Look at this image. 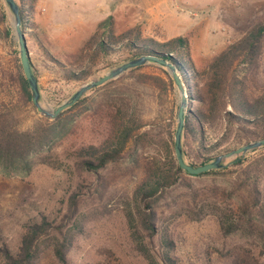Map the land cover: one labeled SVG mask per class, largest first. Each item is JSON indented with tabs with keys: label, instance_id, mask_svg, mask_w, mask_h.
Instances as JSON below:
<instances>
[{
	"label": "rangeland",
	"instance_id": "1",
	"mask_svg": "<svg viewBox=\"0 0 264 264\" xmlns=\"http://www.w3.org/2000/svg\"><path fill=\"white\" fill-rule=\"evenodd\" d=\"M0 7L10 32V40L0 38V107L13 109L18 128L26 130L48 118L18 91L15 70L20 60L12 16L3 0ZM107 18L115 35L133 29L142 39L158 42L184 37L193 68L201 72L213 56L264 19V0H35L24 35L42 107L54 109L82 85L125 63L126 51H113L107 57H91V50L81 51L98 23ZM149 64L140 72L160 74ZM79 70L88 77H69ZM136 74L127 71L107 90L91 89L81 98L89 103L108 91H126L142 117L143 130L156 131L166 124L176 127L179 92L174 83L172 91L159 97L149 84H138ZM104 120L96 112H85L63 140L36 157L28 175L0 176V247L5 244L16 249L23 224L43 214L69 230L68 264H147L146 253L137 249L148 238L140 225L141 206L133 190L146 169L168 162V153L148 138L133 165L109 164L96 175L80 169L74 152L102 140ZM218 131L219 126L207 129L206 146L214 142L213 133ZM189 145L187 141L185 150L194 156L195 148ZM238 146L229 143L208 156L214 159ZM231 160H223V166ZM197 176L182 175L179 184L154 205L159 220L152 243H147L148 253L158 256L167 250L176 264H231L234 260L264 264V249L252 236L241 230L224 233L221 228V222L227 226L236 218L235 201L230 196L233 178ZM73 192H77L78 201L70 217L69 196ZM49 244L41 243L43 251L36 264H59Z\"/></svg>",
	"mask_w": 264,
	"mask_h": 264
},
{
	"label": "trees",
	"instance_id": "2",
	"mask_svg": "<svg viewBox=\"0 0 264 264\" xmlns=\"http://www.w3.org/2000/svg\"><path fill=\"white\" fill-rule=\"evenodd\" d=\"M16 2V1H15ZM35 0H18L21 28L25 34L27 14L31 12ZM5 14L0 7V38L8 41L10 32L4 26ZM92 51L91 57L109 56L113 51H126L128 56L122 62L141 55H152L176 66L188 90V107L181 135L182 157L192 166L210 163L208 154L223 148L229 143L242 145L264 139V19L253 24L238 40L213 56L201 72L193 68L189 58L188 42L184 37H174L164 42L142 39L133 29L115 35L110 26V18L98 23L96 30L85 42L83 51ZM118 64V63H117ZM115 64V65H117ZM160 74L140 72L147 65L128 70L135 75L138 84H149L157 96L173 89V81L166 70L149 64ZM70 78L84 80L88 73L83 70L71 72ZM118 80V79H117ZM117 80H110L91 92L107 90ZM15 82L21 97L31 104L30 92L20 65L16 66ZM99 100L85 102L80 98L74 105L60 112L54 119L34 123L26 130L18 128L13 109L0 107V176L13 178L28 175L35 159L47 153L51 147L63 140L73 123L85 112H96L104 120V135L97 144L81 146L75 150L77 165L91 174H98L109 164L137 163V154L148 138L161 144L167 151V163L146 169L143 179L133 190V195L141 206L140 225L146 232L147 242L139 243L137 249L146 253L147 264H176L168 251L156 256L148 253L147 243H152L157 233L159 220L154 205L169 189L179 184L186 175L176 163L173 152L175 127L166 124L156 131L143 130L145 124L128 93L105 92ZM100 95V96H101ZM174 103H172V106ZM173 113V109L171 110ZM219 126L213 133L214 142L206 146L207 129ZM186 140V142H185ZM195 148V155L185 150V144ZM192 143V145H191ZM194 143H196L194 145ZM255 152L260 154L253 155ZM197 162V163H196ZM222 175L233 178L230 196L235 201L234 222L221 228L224 233L241 230L252 236L261 249H264V146L233 157L220 169L198 175ZM78 194L69 196L70 217L75 212ZM48 241L52 246L53 257L59 264H68L66 253L72 242L68 229L63 230L41 214L23 224L16 249L8 245L0 247L1 264H36L43 248L41 243ZM167 246L166 242H163ZM148 253V254H147ZM231 264L238 263L236 260Z\"/></svg>",
	"mask_w": 264,
	"mask_h": 264
},
{
	"label": "water",
	"instance_id": "3",
	"mask_svg": "<svg viewBox=\"0 0 264 264\" xmlns=\"http://www.w3.org/2000/svg\"><path fill=\"white\" fill-rule=\"evenodd\" d=\"M3 1L12 16V28L17 41L20 65L28 89L30 91L31 103L36 108L37 112L44 115L45 117L49 119H54L60 112L74 105L87 91L102 86L110 80L118 78L121 74L127 72L130 69L152 63L166 69L167 73L171 77L175 87L179 92V103L176 110V127L173 134V152L177 165L186 174L191 176H197L209 172L211 170L220 169L223 167V160L242 155L246 152L264 146V139H260L254 142L242 144L235 149H232L224 154H220L216 156L213 161L207 164L192 166L184 162L182 157L181 135L184 128V118L188 106V90L176 66L166 60L152 55L138 56L109 70L102 76L92 79L89 83L79 87L69 99L65 100L52 110L42 107V105L40 104V94L38 90L37 81L32 73L25 35L21 28V18L19 14L18 5L16 4L15 0Z\"/></svg>",
	"mask_w": 264,
	"mask_h": 264
}]
</instances>
